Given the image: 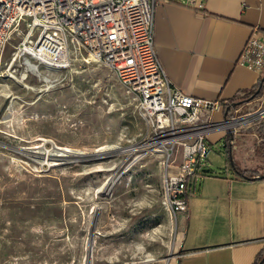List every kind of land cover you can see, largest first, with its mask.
<instances>
[{
	"label": "rangeland",
	"instance_id": "rangeland-1",
	"mask_svg": "<svg viewBox=\"0 0 264 264\" xmlns=\"http://www.w3.org/2000/svg\"><path fill=\"white\" fill-rule=\"evenodd\" d=\"M19 39L0 51V264L174 263L178 215L163 193L174 136L85 50L53 68L17 53ZM245 101L227 132L264 173L263 90Z\"/></svg>",
	"mask_w": 264,
	"mask_h": 264
},
{
	"label": "crops",
	"instance_id": "crops-1",
	"mask_svg": "<svg viewBox=\"0 0 264 264\" xmlns=\"http://www.w3.org/2000/svg\"><path fill=\"white\" fill-rule=\"evenodd\" d=\"M255 28L264 31V0H157L154 7L153 38L167 77L186 94L217 101V121L245 109L251 101L244 95L264 78V69L237 63ZM227 131L208 133L210 148L215 143L224 160H216L215 169L206 160L191 178L187 209L177 213L179 253L171 264H257L264 254L259 156L248 159ZM234 166L257 174H240Z\"/></svg>",
	"mask_w": 264,
	"mask_h": 264
},
{
	"label": "built area",
	"instance_id": "built-area-1",
	"mask_svg": "<svg viewBox=\"0 0 264 264\" xmlns=\"http://www.w3.org/2000/svg\"><path fill=\"white\" fill-rule=\"evenodd\" d=\"M157 0H0V51L19 34L16 52L40 64L66 68L76 49L115 72L138 101L146 123L181 141V159L168 155L163 179L167 206L187 209L191 178L206 163L208 133L236 129L229 116L214 120L217 101L186 94L174 86L161 66L153 38ZM237 63L256 72L264 69V31L255 28ZM258 113H264L259 110ZM175 142V141H174ZM175 166L170 173L167 168ZM264 264V260L261 262Z\"/></svg>",
	"mask_w": 264,
	"mask_h": 264
},
{
	"label": "trees",
	"instance_id": "trees-1",
	"mask_svg": "<svg viewBox=\"0 0 264 264\" xmlns=\"http://www.w3.org/2000/svg\"><path fill=\"white\" fill-rule=\"evenodd\" d=\"M262 89H264V78L261 80L259 79L257 85L245 96V99H252L256 96H258ZM234 168L236 169L237 172H239L240 174L245 175L246 173H249V177H251L250 175H254L257 174L256 171L254 170H248V169H239L237 166H234ZM211 171V169H210ZM203 173V172H202ZM205 174V173H204ZM261 177H264V174H260ZM191 180V179H190ZM192 184V181L190 182V185Z\"/></svg>",
	"mask_w": 264,
	"mask_h": 264
},
{
	"label": "bare ground",
	"instance_id": "bare-ground-1",
	"mask_svg": "<svg viewBox=\"0 0 264 264\" xmlns=\"http://www.w3.org/2000/svg\"><path fill=\"white\" fill-rule=\"evenodd\" d=\"M30 64V63H29ZM26 70V69H25ZM25 76V73H23L22 74V77H24ZM42 77V76H41ZM38 139H40V138H38ZM45 143V142H44ZM41 145V144H40ZM137 146V145H136ZM133 149H134V147H133ZM133 149H131L132 151H133ZM125 151V150H124ZM181 151H182V143H181V141H178V140H176L175 142H174V155H177V154H179V153H181ZM43 153V158H48V156L51 154V153H49V152H47L46 150L45 151H43L42 152ZM64 154V153H63ZM106 154V153H105ZM64 155H70V154H64ZM171 167V166H170Z\"/></svg>",
	"mask_w": 264,
	"mask_h": 264
},
{
	"label": "water",
	"instance_id": "water-1",
	"mask_svg": "<svg viewBox=\"0 0 264 264\" xmlns=\"http://www.w3.org/2000/svg\"><path fill=\"white\" fill-rule=\"evenodd\" d=\"M264 260V254H263V256L261 257V259L258 261V263L257 264H261V262Z\"/></svg>",
	"mask_w": 264,
	"mask_h": 264
}]
</instances>
